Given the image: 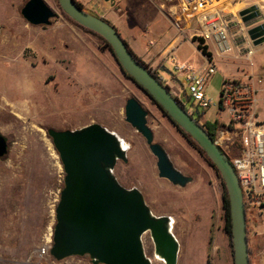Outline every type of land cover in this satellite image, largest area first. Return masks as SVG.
<instances>
[{
	"label": "rangeland",
	"instance_id": "rangeland-1",
	"mask_svg": "<svg viewBox=\"0 0 264 264\" xmlns=\"http://www.w3.org/2000/svg\"><path fill=\"white\" fill-rule=\"evenodd\" d=\"M26 1L0 0V133L9 142L7 157L0 160V264H53L49 255L40 256L39 249L55 223L64 173L45 130H72L92 123L115 133L128 147L127 162L118 161L114 168L119 184L138 189L155 216L175 219L172 233L179 240L177 264H233L225 231L223 184L209 162L121 71L99 35L71 21L57 0H43L55 13L51 24L31 26L20 15ZM76 1L86 12L109 19L110 3ZM113 5L115 11L128 7L122 22L125 27H137L140 18L141 26L148 20L146 13L137 15V7L160 10L169 18L176 0H114ZM190 35L180 36L189 39ZM185 49L194 66L204 61L194 47ZM209 49L214 53L211 44ZM254 51V66H264V46L254 47ZM229 57L214 58L217 72L206 89L211 106L199 109L201 124L220 121L223 131L226 113H220L218 107L223 69L239 68L245 77L250 76L246 69L250 61ZM165 67L186 90L174 64ZM130 97L147 111L154 142L165 149L176 169L192 177L185 187L158 177L156 159L124 120L125 101ZM259 117L264 122V105L259 107ZM248 212L249 261L264 264V218L256 210ZM142 242L151 264H164L154 255L149 233L143 235ZM61 263L91 261L84 256Z\"/></svg>",
	"mask_w": 264,
	"mask_h": 264
},
{
	"label": "water",
	"instance_id": "water-1",
	"mask_svg": "<svg viewBox=\"0 0 264 264\" xmlns=\"http://www.w3.org/2000/svg\"><path fill=\"white\" fill-rule=\"evenodd\" d=\"M103 1L114 3V0ZM57 3L72 21L106 41L121 71L204 152L227 192L233 264H250L246 207L227 155L170 89L136 58L113 25L86 12L75 0H57ZM20 15L35 27L49 26L55 17L43 0H27ZM238 16L248 28L246 35L251 44H264V11L254 4L239 11ZM164 71L174 77L173 72ZM180 86L183 85L180 83ZM146 117L147 111L137 99H126L124 120L144 139L156 159L158 177L173 186L185 187L192 182V177L176 169L165 149L154 142ZM45 134L58 154L64 173L49 249L53 260L87 256L91 264H151L142 242L143 235L149 233L155 257L164 264H177L179 243L172 233L171 217L155 216L140 191L123 187L114 175L117 162H127L128 150L115 133L92 123L72 130L48 128ZM8 153L9 142L0 133V160Z\"/></svg>",
	"mask_w": 264,
	"mask_h": 264
},
{
	"label": "built area",
	"instance_id": "built-area-1",
	"mask_svg": "<svg viewBox=\"0 0 264 264\" xmlns=\"http://www.w3.org/2000/svg\"><path fill=\"white\" fill-rule=\"evenodd\" d=\"M169 16L181 36L185 37L187 31L194 26L190 31L189 40L194 38L193 42L197 43V47H201L199 51L206 59L205 66L194 69L188 64L180 63L175 55H171L169 60L184 78V93L191 103L192 111L207 109L211 103L206 96V89L217 69L210 56L202 53V48L211 42L220 54L244 49L249 58L252 49L245 47L247 41L251 44L246 35L248 28L244 27L239 16L238 23L235 24V20L223 9L221 0H176L175 8ZM235 25L238 27L235 28ZM157 77L162 80L158 75ZM255 84L264 87V75L253 80L252 76L245 77L242 74L238 78L223 81L218 107L220 113H226L227 122L223 125L224 131H217L214 141L230 157L243 193L245 207L256 210L264 218V123L258 120L255 112L254 103L258 92ZM173 96L185 108V99ZM223 141L228 142L232 149L224 145ZM231 150L235 155L230 156L233 154ZM51 245L52 232L44 239L39 249L40 256L49 255ZM53 264L62 263L53 260Z\"/></svg>",
	"mask_w": 264,
	"mask_h": 264
},
{
	"label": "crops",
	"instance_id": "crops-1",
	"mask_svg": "<svg viewBox=\"0 0 264 264\" xmlns=\"http://www.w3.org/2000/svg\"><path fill=\"white\" fill-rule=\"evenodd\" d=\"M76 1V0H75ZM222 1V7L226 11V13L235 20V24L237 22L238 13L242 9H245L251 5H258L259 9L261 11H264V0H221ZM124 5V4H123ZM109 19L106 20L111 25H113L121 37L124 39V41L127 43L130 50L133 52V54L136 56L137 59H139L143 64H145L149 69L152 71H155L157 69L158 76L162 79L167 80L169 82V89L173 95L181 96L183 99H185V93H184V86H180V81L176 77H169L164 69H167L165 66L168 65L170 62L169 57L171 55H175L177 57V60L180 63L188 64L194 69H199L203 66H205L206 59L203 57L201 52L199 51L197 47V43L190 41L189 39L185 40L178 34L177 29L173 26V23L167 16L159 11H156L152 8L151 9H144V6L137 7V15L146 13L148 20H146V23L141 26L142 24V18H140L139 26L135 27H125V21L122 22L123 17L125 15V8L129 9L128 7L121 6L116 11L114 9V5L110 4L109 6ZM142 20V21H141ZM145 22V21H144ZM118 23L119 25H117ZM238 27L235 25V28ZM194 29V26L191 27L190 30L187 31L190 33ZM185 34V37L187 36ZM209 44L214 48V53L209 49ZM264 46V44H261ZM192 48L194 47L203 57L204 61L201 62L200 65L194 66L193 62L189 59V56H187V51H185L186 47ZM260 46V45H258ZM207 51L210 53V60L215 64V57L219 58H225L229 59V55L231 54L233 56V59H244L246 62L250 61V65L247 66V70L249 71V75L253 77V80L255 77H259L264 75V66L259 65L257 67L254 66L252 61V56L254 55V47L251 45L248 41L245 44V47H250L252 49V55L248 58L246 54L244 53V49L239 51L234 49L230 53L227 54H220L213 43L208 42L207 45ZM173 64V63H171ZM216 66V64H215ZM165 67V68H163ZM217 69V67H216ZM242 75V71L239 70V68H236L235 70H227L223 69L222 73V80L230 79V78H238ZM256 88L258 90L256 94V100L254 103L255 112L257 114V118L259 121H261L259 117V107L260 105H264V87H260L257 84ZM262 122V121H261ZM264 123V122H262ZM218 124H221L220 121ZM224 145L230 146V144L226 141H223ZM230 149L231 146H230ZM232 151V150H231ZM234 154L235 152L232 151ZM176 237V236H175ZM176 239H178L176 237ZM179 241V240H178Z\"/></svg>",
	"mask_w": 264,
	"mask_h": 264
},
{
	"label": "trees",
	"instance_id": "trees-1",
	"mask_svg": "<svg viewBox=\"0 0 264 264\" xmlns=\"http://www.w3.org/2000/svg\"><path fill=\"white\" fill-rule=\"evenodd\" d=\"M78 3V2H77ZM78 5L81 6V4L78 3ZM82 7V6H81ZM68 17V16H67ZM69 18V17H68ZM70 19V18H69ZM71 20V19H70ZM72 21V20H71ZM74 22V21H73ZM106 42V41H105ZM107 44V43H106ZM108 45V44H107ZM109 46V45H108ZM110 48V47H109ZM201 47L198 46V49H200ZM130 49V48H129ZM133 53V52H132ZM202 53L206 54L207 56H210V53L207 52L206 47L202 48ZM139 60V59H138ZM140 61V60H139ZM141 62V61H140ZM142 63V62H141ZM165 114V113H164ZM166 115V114H165ZM203 126V128L206 130V132L209 134V136L214 140L217 131L220 128V125L218 124L217 121L215 122H208L206 121L205 123L201 124ZM177 127V126H176ZM180 132L185 136V138L188 140V142H190L195 148H197V150L205 157V159L207 160V162H209V164L211 165V167L216 171V173L218 174L217 170L213 167V165L211 164V162L208 160V158L206 157V155L204 154V152L202 150H200V148L196 145V143L189 137V135H187L186 133H184L182 131V129H180L179 127H177ZM227 158L230 160V158L227 156ZM219 176V174H218ZM223 184V182H222ZM223 208L225 211V231L229 237V240L231 239V223H230V215H229V202H228V197H227V192L225 189V186L223 184ZM246 209V223L248 221L247 215H249L248 209ZM246 229H247V224H246ZM231 242V241H230ZM231 245V244H230Z\"/></svg>",
	"mask_w": 264,
	"mask_h": 264
},
{
	"label": "flooded vegetation",
	"instance_id": "flooded-vegetation-1",
	"mask_svg": "<svg viewBox=\"0 0 264 264\" xmlns=\"http://www.w3.org/2000/svg\"><path fill=\"white\" fill-rule=\"evenodd\" d=\"M154 73V72H153ZM156 76H157V74L156 73H154ZM162 81V83L165 85V86H167L168 88H169V85L164 81V79H162L161 80ZM185 101H186V104H185V110H188V111H190L192 114H191V116L193 117V118H195L199 123H200V120H201V117H202V115L200 114V112L198 111V112H196V110H194V111H192V109H191V103L189 102V100L187 99V96L185 95ZM201 124V123H200ZM153 248H154V245H153Z\"/></svg>",
	"mask_w": 264,
	"mask_h": 264
},
{
	"label": "bare ground",
	"instance_id": "bare-ground-1",
	"mask_svg": "<svg viewBox=\"0 0 264 264\" xmlns=\"http://www.w3.org/2000/svg\"><path fill=\"white\" fill-rule=\"evenodd\" d=\"M123 145L125 146V147H127L126 146V144L123 142ZM128 152V151H127ZM171 220H172V223H173V221H175V219H173V218H171ZM174 227V226H173ZM157 260H159V259H157Z\"/></svg>",
	"mask_w": 264,
	"mask_h": 264
}]
</instances>
